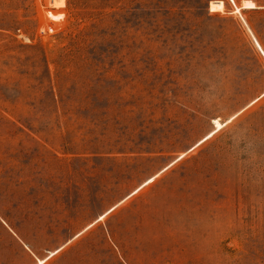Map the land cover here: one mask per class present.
Masks as SVG:
<instances>
[{
    "label": "rangeland",
    "instance_id": "1",
    "mask_svg": "<svg viewBox=\"0 0 264 264\" xmlns=\"http://www.w3.org/2000/svg\"><path fill=\"white\" fill-rule=\"evenodd\" d=\"M244 1L0 0V264H264Z\"/></svg>",
    "mask_w": 264,
    "mask_h": 264
},
{
    "label": "bare ground",
    "instance_id": "2",
    "mask_svg": "<svg viewBox=\"0 0 264 264\" xmlns=\"http://www.w3.org/2000/svg\"><path fill=\"white\" fill-rule=\"evenodd\" d=\"M257 6L255 5V3L253 2V1H251V0H246V1H244V3H243V8H249V9H252V8H256ZM237 10H239L240 11V8H237ZM221 126V124L220 123H218L217 124V127H220ZM44 262V260H41L40 262H39V264H41V263H43Z\"/></svg>",
    "mask_w": 264,
    "mask_h": 264
},
{
    "label": "built area",
    "instance_id": "3",
    "mask_svg": "<svg viewBox=\"0 0 264 264\" xmlns=\"http://www.w3.org/2000/svg\"><path fill=\"white\" fill-rule=\"evenodd\" d=\"M53 1H55V0H53ZM44 30V29H43Z\"/></svg>",
    "mask_w": 264,
    "mask_h": 264
}]
</instances>
